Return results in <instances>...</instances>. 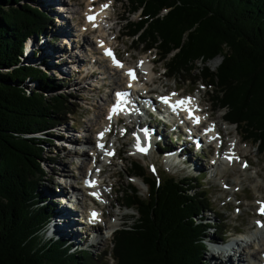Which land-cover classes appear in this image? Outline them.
Here are the masks:
<instances>
[{"label":"trees","instance_id":"1","mask_svg":"<svg viewBox=\"0 0 264 264\" xmlns=\"http://www.w3.org/2000/svg\"><path fill=\"white\" fill-rule=\"evenodd\" d=\"M124 1L129 15L141 16L135 23L122 21L123 37L167 59L165 75L189 74L194 62L222 58L215 72L199 71L200 79L214 87L224 119L264 156V0ZM32 2L0 0V264H101L91 252L69 253L64 242L44 238L52 209L36 188L45 141L35 134L46 135L67 112V100L46 98L44 92L57 91L48 76L19 66L26 38L46 31L51 20ZM26 80L38 88L28 90ZM130 175L141 179L147 193L142 199L131 185L122 192L124 209L137 217L113 234L114 264H208L209 230L223 236L217 225L205 224L211 211L198 180L158 181L137 163Z\"/></svg>","mask_w":264,"mask_h":264},{"label":"rangeland","instance_id":"2","mask_svg":"<svg viewBox=\"0 0 264 264\" xmlns=\"http://www.w3.org/2000/svg\"><path fill=\"white\" fill-rule=\"evenodd\" d=\"M62 1H64V3L57 6L59 9L60 7L64 6L66 12L61 13L59 18L60 20H65V26L71 30V34L68 37L64 36L63 38L55 36L54 34L57 29L62 28L60 21H58L57 17L55 16L59 15V13L56 11H51L50 13L47 12L45 7H43L40 3V0H34V2H32L33 6L42 9L44 14H46V18H49L50 14L55 17L51 18V20L47 22L46 31L41 32V34H36V36L31 35L32 38L29 39L28 42L30 43L31 41V45H34V49H38L39 47L36 53L33 50V55L31 54L28 55V58L26 57L28 54L26 48L29 44L26 42L23 44L24 48H26L21 53L22 59H19V66L23 65L41 70L48 76L52 86H56L57 91L43 93L46 98L62 95L67 100L65 106L67 112L61 116H58L55 120L56 122L54 126L50 127L46 132H44L47 136H43V134L40 133L35 134L36 138H42V140L45 141L42 154V158L44 160L42 165L43 173L42 176H40V178L37 180L36 188L39 195L45 198L46 202V198L49 200V193H55L58 187L64 189L65 182L67 184L71 183L79 185V183L75 182L78 180L82 181V174L86 171V169L84 170L80 168L82 162L79 160L78 154L76 155L74 153V148L81 149L82 147L79 142L80 140L76 138L79 136L81 137L82 135H88L90 137V143L88 146H93L97 127L102 125L104 120V104L109 97V94L116 88L114 82H116L121 77V75L125 77L124 74L115 73L112 70L103 76H89L88 69L92 64H95V59H99V56L95 42V36H97V34L89 32V30L81 32L80 29V27H83L84 25L85 12L89 10L86 3L87 1ZM111 1H114V6L108 11L111 22L106 24V29H103L105 31L106 41L110 42V44H113V46L117 48L119 56L123 58L125 62H127V65L136 67L137 69L141 68V77L145 79L144 82L151 80V83L148 87L155 93L164 91L165 86H167L169 90H175L180 93L181 96L186 94H192L195 97L197 95L201 96L203 103L202 106L204 105L203 109L209 116L212 117L215 123L218 122V129L223 134L225 146L227 145L224 151L229 150L228 145L235 147V145L232 144L234 141V143L238 142L236 143V148L242 154L239 158V162L242 165L241 167L237 168L240 171L239 175H235V170L232 168L220 167L211 169L212 171L216 170L217 172L215 178H207L206 175H208L207 171L209 170L210 165L206 162L204 156H201L203 157V161L201 160V164H199V173L197 172L192 174L193 177L195 176L198 180V185H202L203 190H205L204 196H206V199L209 202L208 206L209 211L211 212L204 214V217H206L205 224L209 225L210 227L217 225L219 228L218 233L220 235L227 232L225 237L226 239L229 238L228 241H230V239H236V241H238L237 244H234L233 248L228 251V254L231 256L236 253L237 257V253L240 250L238 249L240 245L239 242H244V244H242L244 246L246 243H250L252 239L258 237L259 235V238H261L262 235L261 233L257 234V232H255L257 228L253 229V226L255 221H258L257 214L259 213L258 208L260 207V203L261 201L264 203V156L258 152V149L252 140L246 141L244 139V134L240 128H236L235 125L229 124V121L224 119L223 111L218 108V103L214 100V87H208L207 83L201 81L200 79L199 71H204L205 69H208V71L211 73L216 71V68L218 67L211 65V61L216 59L218 56L211 61L194 62V70H192L189 74L180 73L179 75L163 76V67L166 66L167 59L160 61L158 56L155 57V50L146 52L143 46L135 47V44H132V46L130 45V42L127 40V38L123 37L125 30L122 26L125 22L122 21L128 18L129 21L135 23V21H137L141 16L140 11L129 15L130 6L128 3H126L124 0ZM100 4H104V2L97 3L95 6L99 8ZM92 10L94 11L93 8ZM112 26L113 28L109 30V28ZM81 39H87V44L84 43L83 40V45H80ZM42 42H44V47L47 48L49 53H51V49H57L59 51H62L63 49L66 50L67 54L71 55H67L61 59L59 58L58 60L55 59L53 62L51 61V63H53L51 66H47L45 64L47 63V59H44L43 61L40 58V54H42L41 49H43V46H40L39 44ZM94 48L97 50L94 51ZM43 52L47 53L45 50H43ZM93 52H95V57L92 55ZM173 54H175V52L172 53V55ZM218 59H220V64L222 58L218 57ZM151 60H154V62L152 65L149 64V68H153V73L149 74L147 72L146 78L144 76L145 70H143L140 65L143 62L146 63L147 61ZM42 61L44 63H41ZM76 61H78V63ZM96 67H98V65H96ZM118 84V87H123L124 81L121 80V82ZM24 87L28 90H36L38 88V84L36 82L26 80ZM209 108H211V110L206 111V109ZM53 117L54 119L56 118L55 115ZM116 128L117 131H121L123 134L124 130L121 125H117ZM65 130L66 134L72 137L73 142L67 143L65 139L67 137L64 136ZM116 138L119 137L112 135V137L109 138V141L114 142ZM129 138L130 136H123L114 142V146L117 148V157L111 160L109 165H105L106 175L103 177V179L104 181L108 182V184L103 188H105V191L109 193V197L111 201H113V209H109L107 207V201H102L100 204L101 207L103 206L105 209V216H107V212L116 214V217H111L109 218L110 220L108 218H104L106 223L105 228L100 229V237L102 239H107L106 244L100 249L96 247L93 248L90 246L91 243L89 241L86 242V239H81V237L78 236V240L75 243L76 247L74 245V248H77V246L79 247L75 250L73 248V250L76 251L74 254L81 253L85 250L91 252L93 257L92 261L95 263L114 264V261L111 258L114 240L113 237H107L106 233L108 230L106 227H113L109 222L113 221V223H116L115 227L113 228L117 231L123 225L128 227L131 226L133 224L134 217H137L134 211L124 209L123 198L125 195L122 192L127 191L131 185L137 189L138 195L142 199L146 196L145 193H147V190L142 184L140 178H131L132 176L130 175V168L132 163L141 165L147 175L151 177L154 176L157 178V180H163L165 177H173L176 180H179L183 176V174L179 175L170 168L165 167L159 160L157 151L155 149L153 153H151V151L143 158L131 157L132 146L129 143ZM69 144L71 146H69ZM65 154H69L68 160L72 162L71 159L73 158V162L71 165L65 163L64 167L61 166V160ZM86 159L87 165H89L88 163H93L91 162V159L88 155ZM192 159L199 163V159H196L195 157ZM244 165L247 166L244 167ZM57 167H62L68 176L63 177L60 175L58 176V174L50 175L51 169ZM241 168L244 169V171H242ZM222 169H224L225 172L227 169H229L227 170L229 172V176H226L225 178V176L221 173ZM49 175L51 177L48 179ZM189 179H192V177H189ZM112 184L114 189H112V192H110L111 189L108 186ZM67 188L72 190V192L77 197L82 196V192L77 190L76 187L68 185ZM43 190H47V194H45L46 192ZM74 205H76V203L69 202V207H74ZM85 205L86 203L84 206ZM82 208V206H78L77 209V216L79 215V220H81ZM49 228L50 227L47 226L43 228L45 231V240L55 238L52 235V237L49 235ZM207 237L208 238L206 242L211 239L214 241L215 246H222L221 240L218 239L217 236L212 235L211 230H209ZM66 242L69 245H72L70 242ZM256 248L257 246L251 244L248 246V249H244L255 253ZM216 251L217 250L213 251L211 249L209 251L206 250L204 260L209 262L211 259L210 254L215 253ZM72 252V250L69 251V253ZM220 253L222 252L220 251ZM240 258H242L240 264H253L252 258H248L249 261H246L243 256Z\"/></svg>","mask_w":264,"mask_h":264},{"label":"bare ground","instance_id":"3","mask_svg":"<svg viewBox=\"0 0 264 264\" xmlns=\"http://www.w3.org/2000/svg\"><path fill=\"white\" fill-rule=\"evenodd\" d=\"M87 2H88V5H90V6L92 5V0H87ZM40 3L42 4L43 7H45L46 11L49 12V13L51 11H56L58 13L59 12L60 13H65L66 12V10L64 9V6L60 7V9L57 6V5H61L62 3H64V1H62V0H40ZM106 3H107V7L109 6V7L112 8L114 6V1L110 0V1H107ZM107 7L106 8L102 7L99 10H95L94 12L93 11L92 12H86L85 19H86L87 16H89L91 14H94V15H96V20L94 22H88V21L85 20V23H84L83 27L82 26H81L82 28L80 27L81 32L89 30V32L96 33L97 36H95V39H96L95 41H96L97 45L102 47L103 49L105 47H107L108 44H110V42H107L108 44L106 45L105 41H104V37H106L104 29H106V24H109L111 22V20L110 21L107 20V22L105 20V18L106 19L110 18V14H108L109 10L107 9ZM52 9H54V10H52ZM49 16H50V19L54 18L56 16L57 20L60 21V25H62V28H58L57 31L55 32V34H54L55 36H57V37L59 36V37L63 38L64 36L68 37L71 34V30H69L67 28V26H65L66 25V23L64 22L65 20H63V19L60 20V18H59L60 15L53 16V15L50 14ZM80 34H79V36H80ZM66 40H68V39H66ZM83 40H84V43L87 44V42H88L87 39H81L80 40V43H81L80 45H83ZM39 45L43 46V49H41L42 54H40V58L43 61H44V59H47V63H45L47 66H51L53 64V63H51V61L53 62L55 59L58 60L59 58L61 59V58L65 57V56H67V55H71V54H67L66 50H63V49H62V51H59L57 49H51L50 50L51 53H49V51H47V48L44 47V42L40 43ZM26 49H27V53H28L26 55V57L28 58V55H31V54L33 55V50L36 53V51L39 49V47H38V49L37 48L34 49V45H31V42H30ZM94 49H95L94 51L97 50L96 48H94ZM43 50H45L47 53H44ZM103 59H106V58L103 57ZM43 61L41 63H44ZM219 61H220V59H218V57H217L216 59L211 61V65H213L215 67H218ZM76 62L78 63V61H76ZM152 62H153V60L147 61L146 63L143 62L141 64L142 69L145 70L144 71L145 72L144 76L146 78H147V76H146L147 72L149 74L153 73V68H151V67H150L151 69L149 68V66H150L149 64H152ZM94 65H99V64L95 63ZM94 65L90 66L89 72L93 71V70H98ZM121 65L123 67H117V69L118 68L119 69H123V73L125 72L126 75H127L129 70L135 71L133 69V66L123 65V64H121ZM109 66L112 67V65H109ZM99 69L101 70V72H104L106 70V67L104 65V66H102ZM140 72H141V70H140ZM90 77H93V76L91 75ZM127 78H128V75H127ZM121 80H123V75H121V77L117 80L118 82L116 81V82H114V84L119 86L118 83L121 82ZM144 81H145L144 78H140V79L137 78L134 83L130 82V83L127 84V89H131L132 88L134 90H138V88L140 87L141 88L140 89L141 93L147 94V95L141 94V96L144 97V98L145 97L147 98V96L150 94L148 92V89H149L150 92H154V91H152V89H150L148 87L150 85V83H151V80L148 81V82H144ZM129 85H131V86H129ZM165 87H167V86H165ZM117 89H122V87H118ZM165 92L170 93L169 96L171 98H177V97L181 96L180 93H178L175 90H169L168 87H167V89L165 91H161V92H158V93L165 95ZM150 98H153V96H151ZM190 100L193 103L192 104V111H194L195 113H197V112L204 113L202 116H201L200 113H197L198 115H200L199 118L201 120L205 119L207 116L210 118V120H212V124L216 128V130H217V132L219 134L220 140H221V148L222 147L226 148L227 145L225 146V141H224L225 139L223 137V134H222V132L219 131L218 126H217L218 122L215 123V121H213L212 117L209 116L205 112V110L203 109L204 105L202 106L203 103H202L201 96H198V95L196 97L195 96H191ZM149 105L155 109L157 114H159L160 111L157 110V107H156L158 104H157V102H156V100L154 98L149 100ZM198 109H199V111H196ZM207 110H211V108L206 109V111ZM209 113H210V111H209ZM100 116H103V115H100ZM109 117L110 116L107 115L106 116L107 121H103L102 125H99L97 127V130L95 132V134L97 136L94 138L95 141L98 143L97 147L96 146L95 147H93V146L89 147L88 146V144L90 143V137L87 135L81 141H79L80 145H82L81 149L74 148L75 149L74 153L76 155L78 154V156H79L78 158L82 162L80 168H82L84 170L86 169V167H87L86 166V161H87L86 157H87V155L90 157L91 160H93V163L90 164V166H92L95 163V161L99 162L98 157L102 156V151L103 152L105 150L107 151L106 152L107 155L105 157V160H107L109 158L108 154L111 151H115L117 153V151H116L117 149H115L114 144H111V148L107 150L106 145H107V142L109 140L108 138L111 135H114L116 137L122 138L123 135H122L121 131H117V129L114 128L113 125L109 122L112 119V118L109 119ZM186 119L190 120L191 118L187 117ZM152 125H154V124H152ZM194 127H195V125H194ZM155 129H156L155 135H153V136L151 135L152 138L149 136L151 138V140H149L148 137H147L146 146L148 147V150L152 151L151 153L154 152L155 145L158 144V143L165 144V145H171L170 141L168 140V138L164 134H162V135L159 134V131H158L157 127ZM64 133H65L64 136L67 137V138H65L66 141L73 142L72 138L68 134H66V130H65ZM136 134H137V131H136ZM102 137H104V139H102ZM99 138H101V139H99ZM137 140H138V142H141L142 138L137 136ZM200 142H201V140H200ZM234 142L232 144H234L235 147L232 146V145H228L229 150L225 151L226 152L224 154L225 156L222 158L223 160H227V161H222L219 166L220 167H226V168H232V169L235 170V175H239L240 171L237 168L241 167V165H242L239 162V158L241 157L242 154L236 148V143H238V142H236V143H234ZM197 143H198V141L195 138L191 140V144H193L194 146ZM99 146H103L102 149L99 148ZM137 146H139V145H137ZM179 148H181V146H179L178 144L173 145L174 152L169 154L165 159H162L161 156H158L159 160L162 161L167 167L175 168L174 165H183V166H185L184 168L191 169V172L197 173L198 170H199V166H200L199 164H201L200 163L201 159L199 157L196 158V159H199V163H198L196 160L192 159L193 157H195L193 152L186 151V148H183L181 150ZM98 149H100V150H98ZM229 156H233V157H235L237 159H233L232 162L230 163L229 160L226 159V157H229ZM68 158H69V154H65L63 156V158L61 160V166L65 167V163L70 164V165L72 164L73 158L71 159L72 162L69 161ZM246 161H247V159H246ZM104 162L105 161H100V163H104ZM216 166H217V164H216ZM87 170H88V168L82 174L83 176H82L81 179H82L83 182L86 179H88ZM227 170H229V169H227ZM227 170H226V172H225L224 169L221 170V173H222V175L225 176V178H226V176H229V172ZM242 171H244V169H242ZM52 174L53 175L54 174H58V176L60 175V176H63V177H65V176L67 177L68 176V174L65 173V171L62 169V167L52 168L51 172H50V175H52ZM50 175L48 176V179H49V177H51ZM102 180L104 182V179H102ZM98 184L99 183L96 181V183L94 185L97 187ZM68 185L72 186V187L73 186L78 187V185L71 184V183L67 184L65 182L64 183V189L61 188V187L60 188L58 187L56 189L55 193H52V194L49 193L48 194L49 195V200L52 202V204L46 198L47 202H49V203L46 202V204L49 207L51 206V208H52V212L49 214L48 221L45 224L47 227H50L49 228L50 229L49 235L50 236L52 235L54 237L55 236H59L64 241L70 242L72 244L71 248H74V245H75L76 241L78 240V236H80L81 239L82 238L86 239V242L89 241L91 243L90 246H92L93 248L96 247V248L100 249V248L104 247V245L106 244V240L107 239L106 238L102 239L100 237L101 236L100 229L94 228V229L89 230L87 227H83V226L80 225L79 218H78L79 216H77V211L76 210L78 209V206H82V207L84 206V204H85L84 198L78 199V201H77L76 205H74V207H69V202H71L70 201L71 199H68L66 196L68 195V193L71 190L69 188H67ZM108 187H110L111 189H114L113 184L108 186ZM43 191L46 192L45 194H47V190H43ZM94 192H98V191H90V195L93 194ZM109 196L105 195V198H106V201H107L106 205H108L107 207L109 209H113V201H111ZM261 204H264V203L261 201ZM104 210L105 209L102 206L100 208V212H101V215H102V220H104V218L105 219L106 218L109 219L111 217H113V218L116 217L115 213L113 214V213H109V212H107V216H105ZM81 213L84 214L83 210H81ZM89 218H91V215H89ZM258 221H260L261 224H264V220L261 219L260 217H258ZM106 222H108V221H106ZM88 223L94 224L93 222H91L90 220L87 219L86 226L89 225ZM109 223H111V226H113V227H115V225H116V223L115 222L113 223V221L109 222ZM255 226L257 227L255 232H257V234L261 233L262 234L261 238H259V236H260L259 235L258 237H255L254 239H252L251 242L249 241L250 243H246L244 246L242 245V244H244V242L243 243L239 242L240 245L238 244L239 245L238 249H240V250L237 253L238 257L236 259H230L231 262L230 263H225V264H240V261L242 259V258H240L241 256H243V258L246 261L248 260V258H252L253 259V264H264V227H258L256 224H255ZM237 242L238 241H236V244H237ZM251 244L257 246L255 253H253L252 251L249 252V250H247L248 246L251 245ZM75 247H76V245H75ZM78 247L79 246H77V249H78ZM244 248H247V249H244ZM74 249H76V248H74ZM215 253H211L210 254V258L212 259V261L216 260V262L213 263V264H222L221 263V262H223L222 258H224L225 256H223V254L220 253V250H217ZM234 255L236 256V253H234ZM234 255H233V257H234ZM228 256L230 257L231 255L228 254Z\"/></svg>","mask_w":264,"mask_h":264},{"label":"snow or ice","instance_id":"4","mask_svg":"<svg viewBox=\"0 0 264 264\" xmlns=\"http://www.w3.org/2000/svg\"><path fill=\"white\" fill-rule=\"evenodd\" d=\"M103 7L106 8L107 5H104ZM88 19H89L90 22L94 21V17H89ZM106 55L112 56V53H111L110 51H106ZM112 58H113L114 65H115L116 67H123V66H122V65H121V64L115 59V57H112ZM127 75H128L131 79L135 80V73H134V71L129 70L128 73H127ZM129 86H131V85H129ZM163 102H164V103H168V100H164ZM183 103H184V101H181V102H180L181 105H183ZM119 110H120V109H118V108H114V109L112 110V112H113V114H116ZM109 119H111V116L109 117ZM138 150H140V151H144V149H140V148H138ZM226 159H228L229 162L231 163L233 159H237V158H235V157H233V156H229V157H226ZM244 166H247V165H244ZM258 214L261 215V216H264V204H261V207H260V209H259V213H258ZM94 215H95V214H94ZM257 226H258V227H264V224H261L260 221H257Z\"/></svg>","mask_w":264,"mask_h":264}]
</instances>
